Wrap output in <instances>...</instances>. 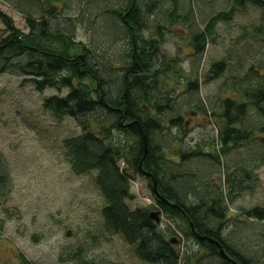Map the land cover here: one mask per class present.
<instances>
[{
  "label": "trees",
  "instance_id": "trees-1",
  "mask_svg": "<svg viewBox=\"0 0 264 264\" xmlns=\"http://www.w3.org/2000/svg\"><path fill=\"white\" fill-rule=\"evenodd\" d=\"M180 1L170 0L163 9L161 0H12L28 30L16 26L0 8L4 23L0 72L20 74L40 91L66 89L63 95L46 96L43 104L56 116H72L82 127L80 134L64 140L68 161L76 173L95 171L105 199L104 230L120 234L140 259L155 264H204L207 258L209 264H234L233 260L264 264V250L248 249L252 241L245 232L253 228L231 223V219L264 221V202L231 212L235 198L253 188L249 183L253 167L264 163V0H230L228 7L209 17L192 3L182 7ZM246 1L260 9L261 24L250 31L244 27L239 40L257 37V54L233 61V51L227 50L211 61L206 80L223 77L214 99L200 94L196 69L187 74L182 66L177 70L187 81L184 89L173 93L176 86H168L167 78L173 74L177 56H156L166 29L180 18L189 21L191 54L200 57L207 44L217 40L213 35L220 21L232 22ZM66 8L70 13L64 16ZM77 24L99 42L92 46L77 39ZM107 42L124 43L118 57L106 53ZM182 96L185 100L179 102ZM186 110L208 115L218 130L216 136L188 146L182 133L193 115L185 119ZM117 129L124 138L106 142V135ZM233 148L236 154L224 159ZM121 159L127 165L121 166ZM132 174L148 178L154 204L129 206L134 197ZM7 181L0 168V193ZM153 209H160L170 220L167 229L151 217ZM190 220L203 239L193 233ZM173 237L177 243L171 241ZM183 238L195 239L203 251L187 253L183 259ZM260 246L264 249V242ZM82 250L76 247L61 253V260L73 256L82 261ZM21 259L22 264H33L23 255Z\"/></svg>",
  "mask_w": 264,
  "mask_h": 264
},
{
  "label": "rangeland",
  "instance_id": "rangeland-1",
  "mask_svg": "<svg viewBox=\"0 0 264 264\" xmlns=\"http://www.w3.org/2000/svg\"><path fill=\"white\" fill-rule=\"evenodd\" d=\"M161 1L163 9L170 6V0ZM230 2L181 0L180 4L189 7L192 3L196 10L209 17L216 10L228 7ZM78 6V3L74 4L75 8ZM0 8L13 17L16 26L28 30L25 17L12 0H0ZM63 11L61 14L64 16L70 13L68 8ZM259 13L257 6L246 1L244 7H239L235 12L232 22L220 21L213 35L217 40H211L200 57L191 54L189 21L180 18L170 25L166 29L165 40L157 44L156 56L160 59L165 55L177 56V64L171 68L173 74L167 78L168 86H176L173 93L184 89V82L187 81V76L182 79L183 75H179L181 72L177 70L178 66H182L187 74L192 68L196 69L200 94L214 99L220 93L223 77L206 80L211 61L220 58L227 50L233 51V61L239 60L241 56H255L260 47L258 38L251 36L239 40V37L245 30L250 31L260 23ZM244 27L247 29L244 30ZM3 28L4 23L0 19V34ZM74 31L77 39L92 46L99 42H93L97 37L82 24L75 25ZM123 42H107L106 53L118 57ZM65 93L66 89L56 87L40 91L32 81L20 74L10 70L0 72V168L8 179L7 186L0 193V264H22L21 255L33 264H100L101 259L105 261L103 264H155L140 259L134 247L120 234L104 230L101 208L105 199L95 181V171L76 173L65 151V138L80 134L82 127L72 116H56L43 104L46 96ZM183 100L184 96L180 97L179 102ZM95 115L100 116L97 113ZM189 115L193 114L186 110L185 119ZM88 116L92 118L94 113ZM209 120V116L201 112L188 119L182 133L188 146L216 136L218 130ZM122 138L124 132L117 129L106 135L105 140L116 143ZM215 148H219L216 143ZM235 154L236 148H233L223 157L229 160ZM119 163L121 166L127 165L122 159ZM253 172V177L249 179L253 188L244 190L235 198L231 204L232 213L241 206L249 207L264 202V163L253 167ZM129 182L134 194L128 200L131 208L154 204L151 188L144 176L131 175ZM161 216L160 226L167 229L170 220L164 214ZM231 220L232 227L237 224L239 227L245 225L253 228V231L247 228L245 232L252 241L251 245L247 244L250 252L260 253L264 250L260 246L264 242V234H261L264 221ZM76 247L83 249L82 261L73 256L61 260V253L66 255ZM180 247L183 259L187 253L190 255L203 251L195 239L183 238ZM192 264H196L195 261ZM204 264H209L208 258Z\"/></svg>",
  "mask_w": 264,
  "mask_h": 264
},
{
  "label": "water",
  "instance_id": "water-1",
  "mask_svg": "<svg viewBox=\"0 0 264 264\" xmlns=\"http://www.w3.org/2000/svg\"><path fill=\"white\" fill-rule=\"evenodd\" d=\"M150 215H151V217H152L153 219H155L157 222H160V221H161L162 216H161V210H160V209H153V210L150 212ZM190 225L192 226V231H193V233H194L198 238L203 239L204 236H202L199 232L196 231L195 226H194V223H193L191 220H190ZM68 233H70V231H68ZM171 241H172V242H175V241H176V238H174V237L171 238ZM210 241L216 243V241H214V240H210ZM220 252H221V254H222L223 256L228 257V256L226 255V253L224 252L223 249H221ZM233 263H234V264H238V263L235 262L234 260H233Z\"/></svg>",
  "mask_w": 264,
  "mask_h": 264
},
{
  "label": "flooded vegetation",
  "instance_id": "flooded-vegetation-1",
  "mask_svg": "<svg viewBox=\"0 0 264 264\" xmlns=\"http://www.w3.org/2000/svg\"><path fill=\"white\" fill-rule=\"evenodd\" d=\"M134 176H136V175H133L132 174V177H134ZM131 177V176H130ZM145 178H146V176H144ZM146 180H147V182H148V185H149V181H148V178H146Z\"/></svg>",
  "mask_w": 264,
  "mask_h": 264
}]
</instances>
